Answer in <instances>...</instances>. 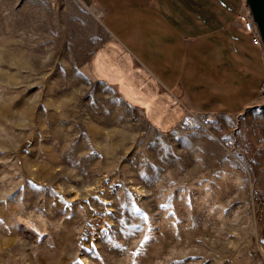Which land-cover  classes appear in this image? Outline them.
<instances>
[{
  "label": "rangeland",
  "instance_id": "rangeland-1",
  "mask_svg": "<svg viewBox=\"0 0 264 264\" xmlns=\"http://www.w3.org/2000/svg\"><path fill=\"white\" fill-rule=\"evenodd\" d=\"M102 39L76 0H0V264H264V99L157 129Z\"/></svg>",
  "mask_w": 264,
  "mask_h": 264
},
{
  "label": "crops",
  "instance_id": "crops-1",
  "mask_svg": "<svg viewBox=\"0 0 264 264\" xmlns=\"http://www.w3.org/2000/svg\"><path fill=\"white\" fill-rule=\"evenodd\" d=\"M103 34L89 55L94 77L113 86L155 128L198 112L235 117L260 96L264 52L241 30L245 0H76Z\"/></svg>",
  "mask_w": 264,
  "mask_h": 264
},
{
  "label": "water",
  "instance_id": "water-1",
  "mask_svg": "<svg viewBox=\"0 0 264 264\" xmlns=\"http://www.w3.org/2000/svg\"><path fill=\"white\" fill-rule=\"evenodd\" d=\"M249 14L255 23L264 45V0H245Z\"/></svg>",
  "mask_w": 264,
  "mask_h": 264
},
{
  "label": "built area",
  "instance_id": "built-area-1",
  "mask_svg": "<svg viewBox=\"0 0 264 264\" xmlns=\"http://www.w3.org/2000/svg\"><path fill=\"white\" fill-rule=\"evenodd\" d=\"M241 30L242 32L251 38V40L258 45L264 52V45L261 41L260 34L253 22L250 14L249 17H245L241 19ZM260 96L264 99V70H263V78H262V87L260 89Z\"/></svg>",
  "mask_w": 264,
  "mask_h": 264
}]
</instances>
